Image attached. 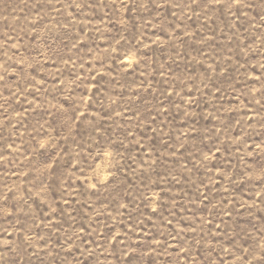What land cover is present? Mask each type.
I'll return each instance as SVG.
<instances>
[{"label": "rangeland", "instance_id": "374dc122", "mask_svg": "<svg viewBox=\"0 0 264 264\" xmlns=\"http://www.w3.org/2000/svg\"><path fill=\"white\" fill-rule=\"evenodd\" d=\"M0 264H264V0H0Z\"/></svg>", "mask_w": 264, "mask_h": 264}]
</instances>
